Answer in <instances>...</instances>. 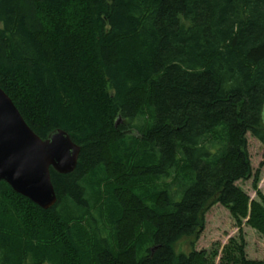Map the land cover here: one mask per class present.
<instances>
[{"label":"trees","instance_id":"1","mask_svg":"<svg viewBox=\"0 0 264 264\" xmlns=\"http://www.w3.org/2000/svg\"><path fill=\"white\" fill-rule=\"evenodd\" d=\"M0 89L80 148L49 209L0 181V264H264L177 252L214 205L264 236V0H0Z\"/></svg>","mask_w":264,"mask_h":264},{"label":"water","instance_id":"2","mask_svg":"<svg viewBox=\"0 0 264 264\" xmlns=\"http://www.w3.org/2000/svg\"><path fill=\"white\" fill-rule=\"evenodd\" d=\"M79 152L62 130L44 140L36 136L0 89V181L14 193L49 209L56 201L50 169L61 175L71 173Z\"/></svg>","mask_w":264,"mask_h":264},{"label":"rangeland","instance_id":"3","mask_svg":"<svg viewBox=\"0 0 264 264\" xmlns=\"http://www.w3.org/2000/svg\"><path fill=\"white\" fill-rule=\"evenodd\" d=\"M27 4L25 2L24 6ZM246 141V151L252 169L251 178L239 181L236 185L251 201L264 204V150L250 135H246ZM255 177L257 180H254ZM240 233L245 244L246 257L264 261V236L247 226L245 221L238 227L229 212L220 205H214L206 212L202 228L192 238L182 241L177 247V252L193 248L197 252L204 251L209 255L213 252L220 254L221 249L231 239L239 240ZM218 260L219 257L214 258L215 264Z\"/></svg>","mask_w":264,"mask_h":264}]
</instances>
